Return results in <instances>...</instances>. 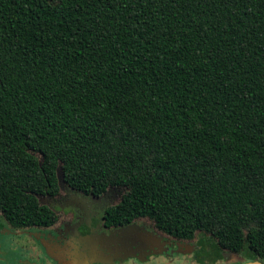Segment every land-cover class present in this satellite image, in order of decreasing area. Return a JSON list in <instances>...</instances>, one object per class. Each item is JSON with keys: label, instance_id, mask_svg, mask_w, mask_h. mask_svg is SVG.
I'll return each mask as SVG.
<instances>
[{"label": "trees", "instance_id": "1", "mask_svg": "<svg viewBox=\"0 0 264 264\" xmlns=\"http://www.w3.org/2000/svg\"><path fill=\"white\" fill-rule=\"evenodd\" d=\"M62 181L264 262V0H0V215L47 228ZM4 223L0 221V228ZM204 262V261H203ZM236 263V264H238Z\"/></svg>", "mask_w": 264, "mask_h": 264}, {"label": "rangeland", "instance_id": "2", "mask_svg": "<svg viewBox=\"0 0 264 264\" xmlns=\"http://www.w3.org/2000/svg\"><path fill=\"white\" fill-rule=\"evenodd\" d=\"M57 175L61 189L58 195L38 196L40 203L47 204L58 214L55 225L10 230L0 215V221L4 223L0 228V264H8L3 254L16 255L15 262L19 258L21 264H30L28 256H32L31 262L36 264L40 263L38 259L44 264H65L67 259L77 258L74 253L71 256L69 253L74 249L76 251L79 245L80 237L75 229L84 222L85 209L93 211L98 221L102 214L100 207L115 204L124 191L123 187H109L113 189L108 188L101 197L93 200L79 192L67 193L60 170ZM93 230L91 236L97 242V250L92 263L88 264H236L239 259L245 258L243 254L221 249V258L212 260L201 256V263L196 258L202 249L199 239L212 240L210 236L198 232L194 240L174 239L156 230L146 218L113 228L98 225Z\"/></svg>", "mask_w": 264, "mask_h": 264}, {"label": "flooded vegetation", "instance_id": "3", "mask_svg": "<svg viewBox=\"0 0 264 264\" xmlns=\"http://www.w3.org/2000/svg\"><path fill=\"white\" fill-rule=\"evenodd\" d=\"M65 190H66V192L67 193H69V192H76V193H78V191H76V190H73L72 188H70L69 186H64L63 187ZM109 189H113V188H109ZM109 189H107V190H109ZM60 188H59V192H60ZM107 190L105 191V192H107ZM104 192V193H105ZM103 193V194H104ZM123 193V192H122ZM78 194H80V195H82V196H85V197H90L91 199H93V198H97V197H101L102 195H100V196H93L92 194H83V193H81V192H79ZM58 195V194H57ZM73 195H75V194H73ZM120 195H122V194H120ZM56 196V195H55ZM120 198H121V196H120ZM120 198H119V200H120ZM94 200V199H93ZM68 202V200H66L65 201V203H67ZM117 203V202H116ZM115 203V204H116ZM111 205H113V204H111ZM108 206H110V205H108ZM107 206H102V207H100L101 208V216H100V219L98 220V221H96V218L94 217L95 216V213L93 212V211H91L90 209H85V216H86V218H85V220H84V222L79 226V227H77L75 230L77 231L76 233L78 234V236L79 237H81V236H83V235H88V234H90V235H92V233H93V228L94 227H96V226H98V225H101V226H103L102 225V221H103V215H104V211H105V208H106ZM57 223V222H56ZM104 227V226H103ZM33 228V227H32ZM48 228V227H47ZM37 229V228H36ZM77 247V250L76 251H78V250H80L81 249V244H79L78 246H76ZM75 251V249L73 250V252H70L69 254H70V256L72 255V253H75L76 252ZM14 256H16V255H8V254H3V258H4V260L8 263V264H21V262L19 261V258L17 259V261L15 262V258H14ZM29 257L30 256H28V262L29 263H32L31 261H33V258H32V256L30 257V259H29ZM67 261H68V259H67ZM38 262H40L39 264H44L43 262H42V260L41 259H38ZM92 263V262H91Z\"/></svg>", "mask_w": 264, "mask_h": 264}, {"label": "water", "instance_id": "4", "mask_svg": "<svg viewBox=\"0 0 264 264\" xmlns=\"http://www.w3.org/2000/svg\"><path fill=\"white\" fill-rule=\"evenodd\" d=\"M81 249L76 251L74 253L77 258H73L71 260H68L65 262V264H88L91 263L96 256V250H97V242L93 236L90 234L83 235L80 237ZM84 259V261H82ZM82 261V262H81ZM30 264H36V263H30ZM238 264H264V262L260 260H248L244 261Z\"/></svg>", "mask_w": 264, "mask_h": 264}]
</instances>
